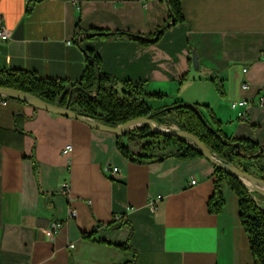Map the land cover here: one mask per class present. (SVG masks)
<instances>
[{"label":"crops","instance_id":"1","mask_svg":"<svg viewBox=\"0 0 264 264\" xmlns=\"http://www.w3.org/2000/svg\"><path fill=\"white\" fill-rule=\"evenodd\" d=\"M181 8L183 21L146 44L124 32L153 39L170 21L166 0H0L10 33L0 39V67L68 88L97 55L101 72L168 95L147 100L152 109L209 106L226 136L264 145V0H181ZM100 31L108 33L91 35ZM240 100L248 104L233 105ZM116 136L0 96V264L253 263L226 183L222 211L208 210L215 175L207 157L132 161Z\"/></svg>","mask_w":264,"mask_h":264},{"label":"trees","instance_id":"2","mask_svg":"<svg viewBox=\"0 0 264 264\" xmlns=\"http://www.w3.org/2000/svg\"><path fill=\"white\" fill-rule=\"evenodd\" d=\"M166 1L170 21L157 29L153 39H147L138 33H124L147 44L157 40L166 28L183 21L181 0ZM106 33L108 32L100 31L91 35L103 36ZM89 56L91 59L86 64L81 78L68 88L63 85L62 81L42 78L35 72L3 67H0V86L35 94L57 105H65L70 90L73 89L70 106L76 107L75 110L82 115L109 126H117L130 119L148 115H153L154 120L161 124L167 121V117H170L181 130L193 134L211 152L217 154L222 162L239 166L241 163H247L255 167L264 179V145L246 138L226 136L221 130V122L209 106H203L204 112L199 104L176 101L170 105L152 109L148 106L147 99H162L168 95L148 90L145 83L141 81H119L100 71L97 55L89 54ZM7 98L24 102L13 97ZM125 138L129 143H142L139 150L134 151L124 143ZM116 139L117 149L132 161L154 162L169 156L178 159L204 156L190 139L177 135L158 134L145 124L117 135ZM261 148L263 151L259 152ZM214 175L213 193L207 202L209 212L222 211L224 206L222 186L226 183L238 197L239 219L249 239L253 257L252 264H264V207L259 205L252 192L237 176L215 164ZM116 246L126 248L127 244H116Z\"/></svg>","mask_w":264,"mask_h":264},{"label":"water","instance_id":"3","mask_svg":"<svg viewBox=\"0 0 264 264\" xmlns=\"http://www.w3.org/2000/svg\"><path fill=\"white\" fill-rule=\"evenodd\" d=\"M191 59H192L193 67L196 70H198L199 60H198L197 53L195 51L191 52ZM72 92H73V89L70 90V94L68 96V100L65 105H57V104L47 102L35 94H31V93L17 90L14 88L0 86V96L13 97V98L23 100L24 102L30 105H33L35 107L45 109L47 111L61 114L64 116L73 117V118L82 120L95 128L115 132L116 135L123 134L124 132L136 126L145 124L152 131L158 134L177 135V136L186 137L190 139L191 142L195 144L198 147V149L204 154V156L207 157L213 164L220 166L224 168L228 173L237 176L250 192H256L260 194L262 197H264V179L263 178L256 176L253 173L247 172L246 170L239 168L235 164H229V163L222 162L221 159L217 156V154H214L213 152H211V150L205 144H203L198 138H196L193 134L185 130H181V129L166 130L159 126V124L154 120L153 115L130 119L127 122H124L117 126H109L101 121H97L95 119L82 115L77 110H75L73 107H71L70 103H71ZM262 151L263 149L261 148L259 152H262Z\"/></svg>","mask_w":264,"mask_h":264},{"label":"built area","instance_id":"4","mask_svg":"<svg viewBox=\"0 0 264 264\" xmlns=\"http://www.w3.org/2000/svg\"><path fill=\"white\" fill-rule=\"evenodd\" d=\"M10 38V33H9V30L3 25V23H2V18H1V16H0V39L1 40H3V41H7L8 39ZM262 54L264 55V50L262 51ZM244 70H246V68H244ZM248 86V84L247 83H244V85H243V87H247ZM3 98L6 100V99H8L6 96H3ZM264 102V98H263V96H261V95H259L258 96V103L259 104H261V103H263ZM240 105V106H243V105H247L248 103H247V101H245V100H240L239 102H237V103H233V105ZM242 116H245L246 115V113L244 112V113H242L241 114ZM162 128H164V129H166V130H174V129H180L179 128V126L177 125V124H175V123H172V124H170V125H167V126H161ZM71 148H72V146H71V144H67L66 146H65V148L63 149V153H67L68 151H70L71 150ZM215 154V153H214ZM108 170H111V171H113V172H115V171H117L118 170V168L117 167H112V168H107ZM195 181L194 180H192V183H194ZM63 186L64 187H67V183H63ZM160 198V196H158V198L157 199H159ZM157 200H153V201H151L150 202V204H151V208L152 209H155V207L157 206ZM70 216L71 217H75L76 216V212H75V210H71V212H70ZM122 217H121V215H114L113 216V221H117V220H119V219H121ZM58 228V224H53V229L54 230H56Z\"/></svg>","mask_w":264,"mask_h":264},{"label":"rangeland","instance_id":"5","mask_svg":"<svg viewBox=\"0 0 264 264\" xmlns=\"http://www.w3.org/2000/svg\"><path fill=\"white\" fill-rule=\"evenodd\" d=\"M165 98V97H164ZM163 99V98H162ZM147 100H150V99H147ZM146 100V101H147ZM74 109H76V107H74ZM167 121L165 122V121H163L161 124H159V126L161 127V126H167V125H170V124H172L173 123V119L172 118H170V117H167V119H166ZM124 141L126 140V138L125 139H123ZM129 144V146L132 148V149H134L135 151H138L139 150V148H140V146L142 145V143H140V142H132V143H128ZM239 168H241V169H243V170H246L247 172H250V173H253V174H255L256 176H259V177H261V175H260V172L255 168V167H252V166H250V165H248L247 163H241L240 164V166L238 165V164H236ZM257 196H259V199L262 201V200H264V197H262L260 194H258L257 193ZM262 204H264V203H262Z\"/></svg>","mask_w":264,"mask_h":264}]
</instances>
